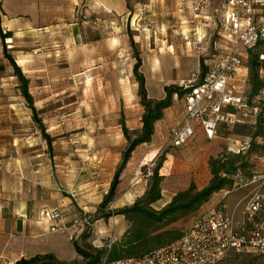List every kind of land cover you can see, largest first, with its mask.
Returning a JSON list of instances; mask_svg holds the SVG:
<instances>
[{
    "label": "rangeland",
    "instance_id": "rangeland-1",
    "mask_svg": "<svg viewBox=\"0 0 264 264\" xmlns=\"http://www.w3.org/2000/svg\"><path fill=\"white\" fill-rule=\"evenodd\" d=\"M211 2L217 6L220 0ZM39 11V24L51 27L46 31L30 30L29 36H22L16 44L9 43L8 38H0V55L5 58L4 50L10 55H14L16 51L29 53L33 68V72L29 73V91L34 94L33 101L40 100L34 103L36 117L50 137L51 146L46 144L21 95H18V109H26L28 120H21L19 127L29 129L31 122L35 130L30 135L28 130V134L23 131L15 136L25 147H38L34 148L38 151L33 150L35 152L32 155L48 154L51 166H56L57 169L69 167L67 163L72 164V171L78 173L83 184L94 183L96 179L101 181L102 183L95 184L98 191L94 193L101 194L102 188L99 185L107 180V176L100 174L101 171L113 167L118 160L120 162L127 146L122 136L125 144L120 147V151L113 150L119 145V131L122 134L119 124L123 121L132 135L137 132L141 123L143 108L139 103L137 78L132 71L136 63L135 55L138 54L141 58L139 73L144 77L145 87L147 80L150 84V94L147 95L155 97L150 100H160L164 95L163 85L177 87V81L192 72L193 61L195 65L196 60L201 63L204 59L216 57L223 52L222 48L208 49V43L215 41L216 37L210 40L205 21L199 18L208 16L209 21H212L214 14L211 15V8H207L198 18H194L188 0H55L48 8L43 7ZM4 31L6 33L2 29L3 34ZM12 46L15 47L14 50ZM170 57L176 60V70L168 64ZM249 64L248 60L247 65ZM259 67L258 63L257 75ZM167 69L169 74L165 79L162 73H166ZM149 80L160 82L153 88ZM15 81L18 87V81ZM261 97L264 99V94ZM182 108V97L174 96L170 110L166 115L163 112V118L154 126L156 155L154 158L145 157V164L140 169L136 184L133 183L134 187L130 184L132 180L128 179L123 186L118 184L110 202L114 204V208H117L116 198L122 192L132 188L136 194H140L150 187L151 176H148L147 169L152 161L154 169L163 158L162 169L158 173L164 174L165 191L182 190L192 182L201 186L209 171L207 158L227 156V138L252 137L256 132L248 127L232 130L221 127L217 138L209 142L208 146L190 145L192 140L184 147L174 149L169 143V135L171 128L179 121L176 111L180 112ZM260 136L264 137V128ZM262 147L254 142L252 152L244 155L249 165L244 177L236 180L240 186L232 191L223 190L210 198L197 216L210 208L223 205L225 211L233 213L238 221L244 199L257 186L249 184V175L263 177L260 183H263L261 190L264 192ZM25 149L29 155V148ZM134 155L127 162L131 163L130 168L136 167L138 163L137 153ZM139 159L143 162V157ZM126 167L127 165L121 171L122 177ZM165 195L167 196L166 192ZM116 208L112 218L117 213ZM83 211L85 210L82 209L80 220L82 227L76 228L81 230L80 237L85 234L87 238L82 240L79 237V246L99 248L109 241L117 243L121 239L114 240L115 231H120V227H113V223L111 227H95L98 211L95 215ZM104 212L109 214L105 210ZM84 218L90 226L84 224ZM193 219H183L164 229L184 234ZM105 229L110 236H105V232L99 233ZM219 264H264V256L236 255L230 252Z\"/></svg>",
    "mask_w": 264,
    "mask_h": 264
},
{
    "label": "crops",
    "instance_id": "crops-1",
    "mask_svg": "<svg viewBox=\"0 0 264 264\" xmlns=\"http://www.w3.org/2000/svg\"><path fill=\"white\" fill-rule=\"evenodd\" d=\"M54 1L55 0H0L1 31L5 29L6 33H11L12 38L10 39L12 40V44H16V41L22 38V36H29L30 30L36 29L42 31L44 29L46 31L51 26L48 24H39L41 20L39 9L43 7L48 8ZM207 8H211V15L221 16L224 14L222 0L217 2V6H214V2L210 0L203 5L202 12L206 11ZM199 18L205 21V27L209 32L208 35L210 40L216 37L215 41L208 43V49L211 50L213 48L219 50L222 48L224 50L225 47L219 42L220 39L218 38L216 23L209 21L210 17L208 16H200ZM12 47V50H14L15 47ZM11 56L16 66L21 70L22 75L29 80L30 85L31 77L29 73L33 72L31 71L33 68L30 63L31 59H29V53L16 51L15 54ZM218 56L210 57L202 61L205 71L208 66L215 63ZM169 61V66L176 70V60L170 57ZM192 67V72L202 71L201 63H199L198 60L195 61V65L193 61ZM165 72L166 73H162V75L166 79L169 74V69L165 70ZM188 76L189 75L182 76L181 79H186ZM15 80L16 78L13 75L12 67L8 61L0 55V264H14L22 258L29 259L45 254H51L61 262H79L81 258L76 254L73 245L78 244L77 239H79L81 234V230L76 227H82L80 221L82 209L85 210L83 212L90 213L91 215L97 214L98 211V217L96 216L98 218L96 221L97 226L95 227H111L112 223L113 227H120V231H115L114 240H118L128 229V224L124 216L115 215L113 218H103L108 214L100 208L103 198L107 194L114 175L120 166L121 160L120 162L118 160L117 164L106 169L104 172L101 171L102 173L100 174L107 176V180H105L102 185H99V188H102V193L94 194L98 191V187L95 184L102 183L101 181L99 182L98 179H96L94 183L83 184L82 178L77 175L78 173L72 171V164L67 163L69 167L62 166L60 169H57L56 166H51L48 154L44 155L43 153H37L36 155H32V153L35 152L33 150L38 151L34 148L38 147L32 148V145L25 147L15 136V134L23 131L28 134V130L30 135L31 132L35 130L31 122H29V129L27 127V129L23 130V127H19L21 120H28V115L26 109H18L20 108L18 106V95H20V92ZM177 80H175V82ZM158 82L160 81H150L153 88L159 85ZM146 84L147 87L145 88L147 94H150V84H148V80ZM165 87L169 86L164 84L162 87L163 90ZM30 94L33 98L34 94L31 92ZM158 97L160 98L161 95L159 94ZM158 97L157 99H159ZM148 98L155 99V97L150 96H148ZM37 101L40 102V100H34V103H37ZM169 110L170 108L164 111L165 115ZM176 117H178L179 121L173 128L180 125L183 117V108L180 112L176 111ZM140 124L137 131L140 130ZM122 136L123 135L119 131V135H117L119 145L113 150L120 151V147L125 144ZM153 138L154 134L150 143L139 145L132 152L131 157L135 156L134 154L137 153V166L134 167L131 165L132 167L130 168L131 163L126 164L127 167L123 173V177L122 173H120L119 176L118 181L120 186H123L125 180L128 179L132 180L131 183H129L132 185L131 187H134L138 180L140 169L143 164H145V157L154 158L157 152V145H154ZM209 144L210 143L204 139L200 132L196 133L195 139L190 143V145L196 147L200 145L208 146ZM25 148H29V155ZM141 157H143V162L139 159ZM208 160L209 158H207V161ZM4 166H7V168ZM161 176L163 177L161 184L162 198L154 206L157 210L169 203L175 193L185 190L189 186L188 185L182 190L165 191L163 189L165 180L164 174ZM209 179L210 175L209 171H207L205 182L203 185L197 186V188L201 189L206 186ZM221 192L222 191L214 194L212 197L217 196ZM71 193L76 196L75 200L70 198ZM144 193L145 191L136 194L132 188L128 189L126 192H122L120 196L116 198V212L131 207L137 199L143 197ZM94 198L95 200H93ZM50 211H58L61 215V219L50 221L46 216V213ZM60 227H63L64 230L57 231L56 229ZM99 233L110 236L108 235L107 229H105V231L101 230Z\"/></svg>",
    "mask_w": 264,
    "mask_h": 264
},
{
    "label": "built area",
    "instance_id": "built-area-1",
    "mask_svg": "<svg viewBox=\"0 0 264 264\" xmlns=\"http://www.w3.org/2000/svg\"><path fill=\"white\" fill-rule=\"evenodd\" d=\"M210 0H188L194 17H199L204 4ZM224 14L213 16L220 44L225 47L215 63L207 70L192 72L186 79L177 81L183 92V117L180 125L171 130L169 143L180 149L195 139L200 132L211 142L221 127L232 130L248 127L256 131L259 119H264V89L251 95L249 55L257 56L260 65L258 78L264 83V0H222ZM256 52V53H255ZM226 154L245 155L252 143L264 147V137L226 139ZM147 169L152 177L153 166ZM7 168V166H4ZM263 177L252 176L249 184H257L244 199L238 221L219 205L196 216L188 230L176 241L140 257L107 261L99 264H219L228 253L264 256V192ZM246 184L244 185V187ZM70 198L76 196L71 193ZM114 204L105 211L114 214ZM50 221L61 219L58 211L46 213ZM84 224L90 226L86 218ZM63 231V227L57 228ZM114 241L102 244L110 250ZM12 264V263H7Z\"/></svg>",
    "mask_w": 264,
    "mask_h": 264
},
{
    "label": "trees",
    "instance_id": "trees-1",
    "mask_svg": "<svg viewBox=\"0 0 264 264\" xmlns=\"http://www.w3.org/2000/svg\"><path fill=\"white\" fill-rule=\"evenodd\" d=\"M0 38L2 40L7 38L10 39L12 38V35L11 33L3 34L0 29ZM130 42L132 45V38L130 39ZM3 54L12 67L14 77L18 81L17 88L19 89L21 97L26 102L27 108L30 110L34 121L37 123L46 144L50 147V137L46 135L41 121L36 117L37 112L34 107V101L28 89L29 80L22 75L21 70L16 66L14 59L8 51L4 50ZM134 58L136 63L134 64L132 71L137 78L139 103L143 108L141 127L139 131L131 135L126 129L124 123L122 121L120 123L122 135L127 142V146L121 155L120 166L100 205L102 210H105L108 204L113 200L116 187L119 184L118 180L120 173L129 161L132 152L137 146L151 142L154 134V126L163 118V112L172 106L173 97H182L183 95V92L177 87L169 86L164 88L165 95L162 99L157 101L150 100L145 88L144 77L139 73L141 58L138 54H136ZM249 62L251 95L255 97L264 89V83L259 80L256 73L258 66L257 56L250 54ZM202 64L203 62H201V70L204 73L205 68ZM262 122L263 120L260 118L257 130L252 137L261 134V131L264 128V122ZM252 148L253 143L247 153L250 154L253 150ZM226 155L227 156L225 157L210 158L208 160L207 164L210 179L206 186L198 189L194 183H190L185 190L175 193L169 203L157 210L154 206L162 198L161 184L163 177L158 173L162 166V158L153 170L150 187L145 191L143 197L137 199L131 207L115 213V215L124 216L125 221L128 223V229L117 243L112 244L110 250L102 247L98 248L97 246L92 247L86 245L85 247H81L78 244H74L73 246L76 254L82 259V262L80 263L61 262L53 255L45 254L29 259L22 258L14 264H99L103 258H106L107 261L110 262L124 258L140 257L176 241L182 236V234L173 233L164 228L183 219L195 218L202 207L208 203L209 199L214 194L223 190L232 191L234 188L240 186L236 180H240L241 177H244L249 162L242 154ZM250 178L249 175L248 179ZM108 217H111V215L108 214L103 218ZM86 238L87 235L85 234L81 237L82 240H85Z\"/></svg>",
    "mask_w": 264,
    "mask_h": 264
},
{
    "label": "bare ground",
    "instance_id": "bare-ground-1",
    "mask_svg": "<svg viewBox=\"0 0 264 264\" xmlns=\"http://www.w3.org/2000/svg\"><path fill=\"white\" fill-rule=\"evenodd\" d=\"M12 41H11V39H9V43H11ZM21 61V60H20ZM21 64V63H20Z\"/></svg>",
    "mask_w": 264,
    "mask_h": 264
}]
</instances>
